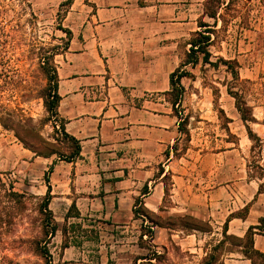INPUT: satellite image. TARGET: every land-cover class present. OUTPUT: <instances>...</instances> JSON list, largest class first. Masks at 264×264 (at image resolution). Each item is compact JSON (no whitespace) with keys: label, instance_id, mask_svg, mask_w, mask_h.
<instances>
[{"label":"rangeland","instance_id":"rangeland-1","mask_svg":"<svg viewBox=\"0 0 264 264\" xmlns=\"http://www.w3.org/2000/svg\"><path fill=\"white\" fill-rule=\"evenodd\" d=\"M65 1L0 0V264H47L40 243L45 238L40 211L47 193L45 174L53 168L51 161H67L75 144L63 132L65 122L59 110L53 109L58 112L55 114L46 103L53 92L52 66H57V55L44 65L41 48L63 45L61 39L66 35L58 26L64 25L62 17L67 6L61 4ZM207 1L191 3L198 23L204 21L215 29L210 47L213 64L201 59L196 66L185 67L191 76L182 79L185 94L179 110L190 117V134L181 133L177 126L178 134L167 152L177 159L173 173L189 180L186 194L194 199L196 218L208 222L213 232H196L190 251L178 246L180 239L175 236L164 251L155 248L147 235L139 241L150 222L137 221L125 229L99 220L95 224L100 230V245L84 241L64 249L62 230L79 222L67 220L69 211L57 214L50 208L59 228L47 244L52 264H203L207 254L214 255L217 264H251L239 240H224L218 246L223 240V226L232 214L236 220L229 222L231 233L256 225L259 229L254 231L263 236L257 237L254 248L264 252V189L259 193L264 179L256 178L264 171L254 163L260 160L264 166V147L259 157H252L253 143L236 108V99L229 93H240L251 107L255 122L250 126L264 141V0H221L230 5L224 3L218 8L217 24L205 14ZM192 33L179 44V49L183 48L182 63ZM234 68L238 80L231 74ZM220 110L231 119L228 126L236 143L228 142L227 121ZM18 135L36 147L40 155L25 146ZM172 179L171 175L165 178L167 206L171 204ZM136 207L140 213L144 211L142 206ZM178 216L169 218L178 223ZM154 218L163 224L169 222ZM91 223L82 222L84 229H91ZM75 230L68 236L70 241L79 234L77 227ZM154 252L160 255L158 260L153 258ZM142 257L153 259L143 261Z\"/></svg>","mask_w":264,"mask_h":264},{"label":"crops","instance_id":"crops-1","mask_svg":"<svg viewBox=\"0 0 264 264\" xmlns=\"http://www.w3.org/2000/svg\"><path fill=\"white\" fill-rule=\"evenodd\" d=\"M191 1L73 0L67 9L63 24L73 35L69 48L56 56L58 110L81 152L70 161H51L55 213L67 214L74 205L83 218L126 229L137 221L149 223L142 214L135 218L139 198L153 219L198 217L194 199L186 194L189 180L173 173L177 159L167 155L178 134V118L166 96L170 75L182 63L179 44L199 28ZM168 175L173 178L169 206ZM153 229V246L164 251L175 236L177 245L190 251L198 232ZM246 232L228 230L241 238ZM258 236L263 235L255 234L256 247Z\"/></svg>","mask_w":264,"mask_h":264},{"label":"trees","instance_id":"trees-1","mask_svg":"<svg viewBox=\"0 0 264 264\" xmlns=\"http://www.w3.org/2000/svg\"><path fill=\"white\" fill-rule=\"evenodd\" d=\"M72 3H73V0H66L65 2H63L61 4V7L67 6V8H69ZM207 3L208 4L206 5L205 14L209 18L214 19L215 24H217L218 18H219L218 8H221L222 5L224 3H227V2H222L221 0H208ZM228 5H230V2L227 3L226 7ZM67 8L65 10V13H64L62 19L65 18ZM210 26L211 25L209 23H206L204 21H199L198 27L200 28V30H197L191 34L192 37L188 43L190 45V48H189V51L186 53V59L183 63H181V66L176 68V70L171 73V75H170V90L166 92V96L168 97V101L172 105L173 113L178 118L179 131L181 133L186 134V135L190 134L189 130H188V124H189L190 117L188 115H183V113L179 110L180 104H181L183 97H184V94H185V87L182 85V79L191 76V73L187 69H185V67H187V66H193L194 67L200 62L201 59L205 63L213 64L210 61V58L212 56V53L210 51V47L212 46V42H213L212 34H213L215 29H211ZM58 29L61 30L66 35L65 38L61 39L63 42V45H57V46L47 48V49L41 48L43 50L42 55H44V57L42 58L43 59L42 62L44 65H48V64H50V62H53L55 56L58 54L64 53L69 48V45L71 43L72 35H73L72 31L62 24H60L58 26ZM226 62L231 64L234 61H226ZM236 67H239V64L237 62H236ZM52 70H53V74H54V76L52 77L53 81H54V87H53L52 94H48V96H47L48 98L46 99V103L48 105H50V107L52 108L50 110L53 111V109H55V110L58 109L61 97L58 93L59 76H58L57 66L53 65ZM231 74H232L234 80L239 79V73H238L236 68L232 69ZM47 75H48V73H47ZM229 93L236 99V108H237L242 120L245 123L249 138L253 143V145L251 147L252 157L253 158L259 157L262 154V150L264 147V144H263L264 141L253 132V130L250 126V123L255 122V119H254L253 114H252V109L247 104V102L244 100V98L241 96L240 93L235 92V91H230V90H229ZM51 100H52V102L50 103L49 101H51ZM220 112L222 113V115L224 114L223 116L227 121L226 131L228 132L229 138H230L228 140V142L236 143V141H235L236 137L231 132V130L228 126V124L231 122V119L225 115L223 110H220ZM54 113L58 114L57 111H55ZM62 127H63V132H64L65 136L75 144V148H74L73 153L67 159V161H70V160H73V159L79 157L80 152H81V145H80L79 141H77L73 136L69 135L66 132L64 125ZM18 137L23 141L25 146L29 147L37 155H40V152L37 151L36 147L29 144L21 135H18ZM169 154L170 153L168 151L167 155H169ZM259 162H260V160H254L255 166L258 169L264 171V166L260 165ZM52 169L53 168L51 167V171H49L48 173L45 174V182L48 186V190H47L46 196H45V198L41 204V207H40L41 208L40 211L44 215L43 222H44V236H45L44 240L40 241V243L42 244V248H43V251H41V255L46 259L47 264H52V255H51L50 251L47 249L48 240L50 238L55 237L57 232L59 231L57 222L55 221V218L53 217L52 210L50 209V203H51L52 197H51V186H50L49 173H51L53 171ZM256 178L262 180V179H264V174H260L259 176H256ZM147 189H148V187H145L144 194H147V192H148ZM263 189H264V184H260L259 193H262ZM10 194L15 195L16 193L10 192ZM142 204H143L142 199H139V198L136 199L135 207L138 205L142 206ZM246 208L247 207H245V209ZM72 210H75V214H71ZM139 214H142L143 216H145L147 219H149V222L151 223V225H147V228H144V230L147 229V230H145L147 233L142 232V234L139 238V241H141V242L144 239L145 235H147L150 243L154 240V236H155V232L153 229L154 226H165L168 228L179 227V228H183V229H187V230H195V231L204 232V233H212L213 232V227L208 222H204L203 220L198 219L194 216H190V215L176 217V220L178 221V223L177 222L173 223L172 219L169 218V219H167V220H169V222L163 224L161 221H158L157 219H153L146 211H142V213H140L136 207L135 208V217L139 218V216H140ZM230 217L231 218L228 219L223 226V230H222L223 240H219L218 246H220L222 243H224V240H239V242H240L239 246L243 248L242 253L247 259H249L251 261V264H264V252L259 251V250L254 248V236L256 234V232L254 230L259 229V228L256 225H251L248 228L244 238H240V237H237L235 235L228 234L229 222L232 220V218H235V216H234V214H232ZM66 218H67V220L69 218H77V219L82 218L83 222L89 220L92 223L90 224L91 229H84L85 227H84V224H82V223H73L70 225V229L68 227H65L62 230L64 249L69 248L71 246L77 247L78 243L83 244L84 241L85 242H93L96 245H100V242H101L100 230L96 227V224H95V223L99 222V220L81 217L80 213L76 210V207L74 205L71 206L69 213L66 215ZM76 227L79 230V234L76 235L75 237H72L74 241H70L68 236L72 232L76 233V230H75ZM244 241H245V245H243ZM231 244H232V242H231ZM218 246H216L215 248H217ZM97 252H99V249H97ZM158 256H160V255H156L155 252L153 253L154 259L158 260L159 259ZM153 258L152 257H142L140 259L143 261H147V260H151ZM202 263L203 264H217L215 261V257L212 254H207L206 257H204Z\"/></svg>","mask_w":264,"mask_h":264}]
</instances>
